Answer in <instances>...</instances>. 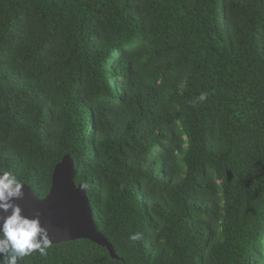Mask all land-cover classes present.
Here are the masks:
<instances>
[{
	"label": "trees",
	"instance_id": "obj_1",
	"mask_svg": "<svg viewBox=\"0 0 264 264\" xmlns=\"http://www.w3.org/2000/svg\"><path fill=\"white\" fill-rule=\"evenodd\" d=\"M68 153L121 259L23 264H264V0H0V169Z\"/></svg>",
	"mask_w": 264,
	"mask_h": 264
},
{
	"label": "water",
	"instance_id": "obj_2",
	"mask_svg": "<svg viewBox=\"0 0 264 264\" xmlns=\"http://www.w3.org/2000/svg\"><path fill=\"white\" fill-rule=\"evenodd\" d=\"M76 163L71 154H65L53 171L52 186L47 195L39 197L32 187L24 183L25 196L18 203L25 215L37 210L49 229L52 244L89 239L106 247L112 257L121 259L113 243L99 229L86 187L76 183ZM229 179L233 178L231 171Z\"/></svg>",
	"mask_w": 264,
	"mask_h": 264
},
{
	"label": "clouds",
	"instance_id": "obj_3",
	"mask_svg": "<svg viewBox=\"0 0 264 264\" xmlns=\"http://www.w3.org/2000/svg\"><path fill=\"white\" fill-rule=\"evenodd\" d=\"M207 99L201 93L197 102ZM25 184L12 171L0 169V264H23L25 257L34 253L47 255L52 246L48 227L37 210L25 215L19 201L25 196ZM133 242L140 239L139 233L129 236Z\"/></svg>",
	"mask_w": 264,
	"mask_h": 264
}]
</instances>
